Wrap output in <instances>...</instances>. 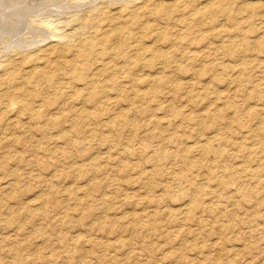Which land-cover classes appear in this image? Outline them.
I'll use <instances>...</instances> for the list:
<instances>
[{
	"label": "rangeland",
	"instance_id": "1",
	"mask_svg": "<svg viewBox=\"0 0 264 264\" xmlns=\"http://www.w3.org/2000/svg\"><path fill=\"white\" fill-rule=\"evenodd\" d=\"M49 2L0 38V264H264V0Z\"/></svg>",
	"mask_w": 264,
	"mask_h": 264
},
{
	"label": "bare ground",
	"instance_id": "2",
	"mask_svg": "<svg viewBox=\"0 0 264 264\" xmlns=\"http://www.w3.org/2000/svg\"><path fill=\"white\" fill-rule=\"evenodd\" d=\"M49 1H53V0H0V38L7 37V40H8L7 41V45L16 46V47H19L20 49H22V48L24 49L26 47H30L34 43H37L39 38L34 39L35 37L30 35V36L33 37V39L32 40L30 39L31 43L28 42V44H27V41H26L27 38L25 39L24 35L27 32H30L33 35H35L36 31L38 30L37 28H39V27L36 26L38 24L37 23L38 20H35L37 18H34V17L38 16V15H41L43 13H46V11L49 10V8L51 6V5L47 6L50 3ZM42 3H45L46 5L42 4ZM63 5L61 6V5L57 4V6H60V7H62V9H65L66 7H64ZM44 22H45V20H44ZM39 25L41 26V24H39ZM45 25H47V24H45ZM41 36H42V34H41ZM39 43H40V41H39ZM84 48H86V47H84ZM84 51L86 52V50H84ZM21 104H22V102H21Z\"/></svg>",
	"mask_w": 264,
	"mask_h": 264
}]
</instances>
